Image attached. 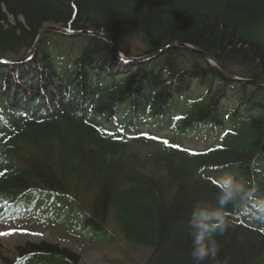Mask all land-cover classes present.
I'll use <instances>...</instances> for the list:
<instances>
[{
	"label": "trees",
	"instance_id": "trees-1",
	"mask_svg": "<svg viewBox=\"0 0 264 264\" xmlns=\"http://www.w3.org/2000/svg\"><path fill=\"white\" fill-rule=\"evenodd\" d=\"M46 25L100 32L132 58L188 44L264 81V0H0V59L23 58ZM229 176L243 191L222 206ZM261 201L264 87L191 51L125 63L100 39L50 32L30 60L0 62V220L44 212L123 251L112 225L127 248L149 252L144 264H196L193 212L220 209L229 227L204 264H264ZM0 263L82 264L28 241Z\"/></svg>",
	"mask_w": 264,
	"mask_h": 264
},
{
	"label": "rangeland",
	"instance_id": "rangeland-1",
	"mask_svg": "<svg viewBox=\"0 0 264 264\" xmlns=\"http://www.w3.org/2000/svg\"><path fill=\"white\" fill-rule=\"evenodd\" d=\"M82 199L85 202L83 197ZM26 241L33 243L45 241L68 248L81 257L83 264H117V262L144 264L149 253L141 248L137 250L130 248V250L124 245L125 243L121 246L123 251L117 249V246L94 245L53 221H46L43 224L40 221H33L21 226H15L12 223L0 224V255L2 253L10 256L18 245Z\"/></svg>",
	"mask_w": 264,
	"mask_h": 264
},
{
	"label": "clouds",
	"instance_id": "clouds-1",
	"mask_svg": "<svg viewBox=\"0 0 264 264\" xmlns=\"http://www.w3.org/2000/svg\"><path fill=\"white\" fill-rule=\"evenodd\" d=\"M223 190L225 195L221 197L220 204L223 206L233 199L236 191H243V186L234 181L232 177H225L222 180ZM249 197L252 192L247 193ZM256 219L264 222V201H261L255 206ZM193 226L196 231L193 236V246L191 248V256L196 261V264H204L208 260H216L220 248L215 240L217 234L222 235L229 227L222 210L217 209L207 211L200 209L193 212ZM229 258L225 257L223 264H228Z\"/></svg>",
	"mask_w": 264,
	"mask_h": 264
},
{
	"label": "water",
	"instance_id": "water-1",
	"mask_svg": "<svg viewBox=\"0 0 264 264\" xmlns=\"http://www.w3.org/2000/svg\"><path fill=\"white\" fill-rule=\"evenodd\" d=\"M47 31H51V32H54V33H59V34H67V35H70V34H74V33H72V32H68V31H65V30H63V29H61V28H58V27H46V28H44L43 30H42V32L40 33V35H39V37L37 38V40H36V44L33 46V48L28 52V54H27V56L25 57V59L26 58H28V57H30L32 54H33V52L35 51V49H36V46L39 44V42L41 41V39L43 38V36H44V34L47 32ZM82 35H85V36H91V37H96V38H100V39H103L104 41H106L108 44H110V46H111V48H112V50L114 51V52H116V49H115V47L108 41V39L107 38H105L102 34H100V33H93V32H83V33H81ZM172 46H176V47H178V48H183V49H191L189 46H187V45H182V44H180V45H176V44H173V45H170V46H168V47H166V48H164V49H161L160 51H158V52H156L155 54H153V55H151V56H149V57H152V56H154V55H156V54H158V53H161V52H163L164 50H166V49H168L169 47H172ZM199 53V52H198ZM199 55H201L203 58H205L206 60H208V61H210V62H212L213 64H215L220 70H222L229 78H232L233 79V77L219 64V63H217L216 61H214V60H212V59H210L208 56H206L205 54H203V53H199ZM149 57H147V58H149ZM247 83H249V84H254V85H260V86H264V82H250V81H247Z\"/></svg>",
	"mask_w": 264,
	"mask_h": 264
},
{
	"label": "snow or ice",
	"instance_id": "snow-or-ice-1",
	"mask_svg": "<svg viewBox=\"0 0 264 264\" xmlns=\"http://www.w3.org/2000/svg\"><path fill=\"white\" fill-rule=\"evenodd\" d=\"M165 144H167V141H164Z\"/></svg>",
	"mask_w": 264,
	"mask_h": 264
}]
</instances>
